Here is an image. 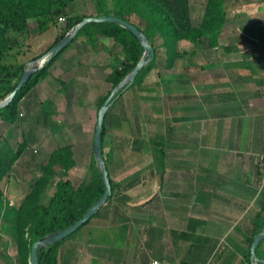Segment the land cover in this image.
Returning <instances> with one entry per match:
<instances>
[{
	"label": "crops",
	"instance_id": "1",
	"mask_svg": "<svg viewBox=\"0 0 264 264\" xmlns=\"http://www.w3.org/2000/svg\"><path fill=\"white\" fill-rule=\"evenodd\" d=\"M260 31L264 33V29ZM220 45L210 48L181 41L177 57L172 58V67L158 66L136 88L140 91L154 90L158 95L164 91V86L168 91L166 97L169 100L163 101L162 119L158 120L161 125L153 135L163 139L164 151L167 156L166 151L169 150L170 158L158 160L155 157V163L150 164L156 174L153 191L137 195L127 193L130 199H144L141 205L154 215L153 236L148 239L149 236L142 233L139 249L146 256L145 242L148 241L155 247L151 251V259L165 264L178 262L174 254L177 248H185L184 257L188 263L248 264L249 242L260 228L259 214L264 216V179L260 166V158L264 156V47L228 46L221 42ZM63 60L62 56L51 68L48 77L23 98L19 106L22 117L18 122L10 124L0 118V148L5 144L3 140H7L15 150L14 142L18 140V128L22 125L25 129L22 140L28 144L26 148L46 158L43 168L52 153L62 146L69 145L72 149L76 163L72 169L79 166V159L83 156L91 160L93 153L92 110L84 109L89 120L88 131L83 128V117L75 119V114L83 111L79 107L65 110V113L75 111L74 115L73 112L71 117L66 115V120L59 123L61 90L69 87V91H76L73 81L75 69L69 82L61 77L64 74ZM87 68L91 71L89 76H94V70L90 66ZM160 68L162 73L168 74H162ZM152 75L158 83L153 89L147 88ZM46 103H51L52 110L47 112L51 119L45 116L44 123L49 129L62 126L59 133L50 131L54 147L49 152L40 145L41 128L33 129L30 125ZM26 107L30 110L29 124L25 121ZM166 118H169L168 122ZM83 131L85 140L82 139ZM10 133L14 140L10 139L11 136L8 138ZM58 136L67 141L55 143ZM79 136L83 143L78 142ZM125 137L122 146L119 140H112L110 149L113 153L125 146ZM85 141L86 145L81 148L79 144L84 145ZM133 144L134 141L129 145L130 149H134ZM146 146L151 147L144 145L141 150ZM195 154L199 155V160H196L198 156ZM22 158L25 157L22 155L17 163ZM68 179L71 180L70 177ZM153 199L161 201L151 208ZM132 205H140V202H130L129 206ZM259 245L258 261L250 257L251 264H264V239ZM100 247L94 251V264H113L116 261L117 264H138L137 255L131 259L125 248H119L117 252L105 243H100Z\"/></svg>",
	"mask_w": 264,
	"mask_h": 264
},
{
	"label": "rangeland",
	"instance_id": "2",
	"mask_svg": "<svg viewBox=\"0 0 264 264\" xmlns=\"http://www.w3.org/2000/svg\"><path fill=\"white\" fill-rule=\"evenodd\" d=\"M63 1L66 2L64 6H62ZM206 4L207 0H190L191 14L195 25H198L201 22ZM17 6L15 11L19 12V6ZM104 7L106 10L112 9V1L105 0ZM58 9L62 10L64 13H61L59 15L60 17L53 20L51 15ZM99 13L100 9L94 0H52L51 4L43 5L30 17H26L25 21L21 20L22 18L18 16L14 18L15 15H4L1 30L4 31L2 41L3 44L6 42V49L3 53L2 60L0 61L2 64L10 65L25 64L26 68H28L31 64L35 65L44 59L48 54V48L53 44L56 35H54L52 31L45 32V35H42V29L39 24V16L41 14L49 21H40H45L46 25L54 28L55 31L57 30L59 36L62 34V29L69 17H97L99 16ZM227 13L228 23L223 30L220 41L223 45L230 46L234 44L242 47H264V33L260 31V29H264V0H227ZM129 20L132 24L141 29L145 27L143 20L137 15L130 16ZM72 30L65 37H68ZM256 31L257 34H253V32ZM160 45L161 44H157V46ZM206 45L207 44L205 43H200L198 46ZM90 46L91 45H88L85 42V38L82 37L75 43H71L63 54L64 60L62 62V70L64 74L61 75V77L64 78L65 82H69L70 78L73 76L72 70L75 69V80L73 81L75 82L74 88L76 91H69V87L64 89V91L61 90V105L59 103V108L62 109V112L59 123L61 124L66 120L64 117H71L72 112L74 115L75 111H68L65 113V110H73L79 107L83 111L82 113L79 112L75 114V119L79 120L83 117L82 122L83 125L85 124L83 128L88 131L89 120L84 113V109L86 111L92 110L91 119L93 123L91 124V130L93 128L95 135L98 112L104 103L103 100L114 91L112 85L107 81L108 76L112 72L111 66L112 64H116V61H114L115 58L123 57V53L118 44H115L113 40L105 37L99 38L97 47ZM37 49L39 52L44 53V56L38 60L32 61L37 55ZM46 58V62L44 63H47V60L50 57L48 56ZM143 58L144 54L142 56V59ZM88 66L91 67V70H94V76H89L91 71L88 70ZM160 72L162 73L161 68ZM154 74L156 75V73ZM162 74L168 73L163 72ZM154 79L155 76L152 75V81L147 84V88H155L158 83L154 81ZM14 85L15 80L13 79L10 86ZM69 86L73 87V85ZM165 88V86L162 88L164 91L160 93L161 95H158L159 93L157 94L154 90L140 91V89H136L126 91L119 104H117V106L110 112L109 133L107 135L104 152L105 159H108L110 164L112 179L116 183L125 184L137 174L140 175V181L138 184L129 189L125 194L131 193L137 195L141 192L154 190L155 178L152 180L150 179L151 168L149 167L150 164L155 163L153 149L146 146L143 150L138 152L134 149H130L129 145L133 141L139 142V144L142 142L147 143L148 140L151 139L153 133L155 134V130H159L161 123L158 120L162 119V111H164L162 107V105H164L163 101L165 102L166 100H169V98L166 97V92L168 91H166ZM0 94L2 96L0 102L4 101L9 96H3V93ZM162 94L165 95L164 98L162 97ZM51 110V103H46L43 108L39 110L41 114L37 115L33 122L30 123L33 129L35 128L38 130L41 128L42 136H40L42 142H40V145L48 152L54 147L53 142L50 140L51 135L49 134H51V132L57 133V131L59 133L60 129H62V126H54L49 129L48 125L44 123L45 116H47V118L50 117L49 120L51 119V116H49L50 114L47 113ZM25 114V121L29 124L30 110L27 107L25 109ZM21 117L22 115L19 116V120ZM166 121L168 122L169 118H166ZM42 122L43 125H39ZM24 132L25 129H23L21 125L18 128V140L14 142L15 150H18L19 145L22 144ZM81 134L84 136L82 139L85 140V132L83 131ZM124 136H126L125 146L113 153L110 149L112 146V140H119L120 145L122 146ZM9 137L10 139L13 137L11 133L8 138ZM12 139L14 140V138ZM82 139L81 136H79L78 142L80 143L82 141L83 143ZM62 140L63 143L67 141L65 138L61 139V136H58V139H55L54 141L57 143V141L62 142ZM1 141L2 138H0V142ZM79 145L83 148L86 145V141L84 142V145ZM68 146L69 145L66 147ZM44 152L45 151L42 149L41 153L43 156ZM166 152L168 153L166 157L170 158L169 150ZM93 154L94 153H92L91 160L90 157L85 158V156L80 158V161L78 162L79 166L75 169H71L66 177H64V174H62V171L60 170L55 176H52V181L48 186L49 189L45 192L43 201L45 205L50 202L51 196L55 191V184L60 180H67L68 177H70L75 188L82 185L84 186L90 182L95 171L93 170V162H91ZM195 156H198L196 160H199V155L195 154ZM23 157L25 158H22L16 166H13L8 180H2L1 188L3 192L0 193V203L1 201L6 202V200H8L11 205L19 207L26 197L30 195L38 180L44 175V170L42 168L44 166L43 160L46 158L41 157L40 154H35L33 149L29 151L27 148ZM95 165L101 170V166L96 159ZM197 167L198 166L196 165L195 169ZM157 200L158 199L152 200L153 204L150 206L151 208L155 207L156 204L161 201ZM164 201L167 202V200ZM5 202H2L3 208L0 211V264H21L18 254V245L11 235V220L8 212L9 209L5 206ZM130 202L131 204H139L140 202V205L126 206L121 204L118 205L116 202H107L104 207L99 210V216L96 217L91 224L78 230V232L72 237L63 240L60 249L59 264H94V251L101 248L100 243H105L110 247H113L117 252L121 248H125V250L130 253L131 259L134 255H137L136 259L138 260V264H150L152 260V256L150 255H153L151 251H153L155 247L146 241L145 246L147 255L144 256L141 249H139V239L143 237L142 233H145L147 237L149 236L148 239L151 237L152 232L155 229V224H153L154 215L152 216L151 213L147 211L148 209L146 210L145 207H143L145 205H141V202H145L144 199L138 200L135 198L131 199ZM144 220L146 223H144ZM24 233L25 237H29V230H26ZM173 241L175 242V240ZM184 250L185 248L176 249L174 254L176 255V259H178V262L172 264L203 263L186 262L188 259L184 257ZM119 253L122 254V251H119ZM198 259L201 260L202 258ZM113 264H117V261ZM248 264H250V262H248Z\"/></svg>",
	"mask_w": 264,
	"mask_h": 264
},
{
	"label": "trees",
	"instance_id": "3",
	"mask_svg": "<svg viewBox=\"0 0 264 264\" xmlns=\"http://www.w3.org/2000/svg\"><path fill=\"white\" fill-rule=\"evenodd\" d=\"M94 1L100 9L99 16H115L129 23H131L129 20L130 16H139L143 20L145 27L143 29L140 27L138 28L148 37L149 42L155 51L154 59L144 66L134 82L132 84L128 83L122 87L113 98V103L105 117L103 136V155L105 157L104 146L106 137L109 133L110 112L117 104H119L126 91L139 88L143 84L147 75L158 66L161 67L163 64L165 68L170 69L172 67V58H176L178 55L177 49L181 41L186 40L194 45L205 43L207 44L206 46L210 48L220 47L219 40L228 23V13L227 0H207L202 20L198 25H195L192 19L190 0H111L112 9L110 10L105 9V0ZM51 3L52 0H0V60H2L3 53L6 49V42L3 44L2 41L4 31L1 30L4 15H15L14 18L18 16L22 18L21 20L25 21L26 17H30L33 13L37 12L40 7ZM17 4L19 6V12L15 11ZM65 4L66 2L63 1L62 6ZM61 13L64 12L58 9L51 15L52 19H57L60 17L59 15ZM39 18L42 35H45V32L48 31H52L54 35H56L53 44L48 48V51H50L86 17H69L62 29V34L59 36L57 30L55 31L54 28L46 25L45 21L49 20L45 18L44 15L41 14ZM40 20L45 21L42 22ZM82 37L85 38V42L88 45H91L90 47H97L99 38L101 37L111 39L115 44H118L121 47L123 57H117L114 59L116 64H112V72L107 79L112 85L113 90H115L136 68L144 54V48L139 40L130 31L117 24H88L77 33V36L72 43H75ZM157 44L161 45L157 46ZM68 47L55 57L51 56L47 60V63H45V65L32 76L29 82L16 95L13 102L9 106L0 110V118L2 121L10 124L18 122L21 101L42 80L48 77L51 68L63 56ZM43 56L44 53L39 52L37 49V55L32 61L38 60ZM25 69V64L10 65L2 64L0 61V93H3V96L10 95L13 92ZM13 79L15 80V85L10 86ZM109 96L104 98V103ZM0 98H2L1 94ZM4 142L6 143L0 148V193L3 192L1 188L2 180H8L12 167L18 162L28 146L27 141L24 140L16 151L8 145L7 140ZM144 145L153 147L152 149H154L156 159L160 160L166 157L163 139L159 138V136L152 135L147 143L142 142L139 144V142H134L133 147L134 150L139 152ZM105 161L108 167L107 169L113 191L108 203L116 202L118 205H129L131 199L125 193L138 184L140 175L137 174L125 184L116 183L111 177L108 159H105ZM91 162H93V170L95 171L89 183L75 188L71 180H60L55 184V191L51 196L50 202L45 205L43 197L52 181V176H55L60 170L62 171V174H64V177H66L68 172L76 165L73 160L71 147L59 148L52 153L48 164L43 168L44 175L38 180L30 195L26 197L19 207L11 205L8 200H6V202L1 201L0 211L3 208L2 202H5V206L9 209L8 212L11 220L10 231L13 239L18 245V254L21 264H30L31 249L36 241L43 240L52 234L73 225L103 196L105 193V184L101 170L95 165L94 154ZM150 171V179L152 180L156 177V174L153 167H151ZM99 214L100 211L79 230L83 229L88 224H91ZM259 225L260 228H262H259L250 239V248L254 237L264 230V216L261 213L259 214ZM26 230H29V237L24 236ZM62 242L63 240L41 250L39 253L40 264H59ZM260 247L261 245L257 248L258 258ZM250 257L251 254L249 252L248 260L251 264Z\"/></svg>",
	"mask_w": 264,
	"mask_h": 264
},
{
	"label": "water",
	"instance_id": "4",
	"mask_svg": "<svg viewBox=\"0 0 264 264\" xmlns=\"http://www.w3.org/2000/svg\"><path fill=\"white\" fill-rule=\"evenodd\" d=\"M91 23H112L117 24L128 31H130L142 44L144 48V58L139 62L136 68L122 81V83L111 93V95L107 98L105 103L101 106L98 112V118L96 123L95 135H94V142H93V153L96 161L101 166V171L103 175V180L105 184V193L103 196L86 212V214L76 221L70 227L61 230L57 233L52 234L51 236L36 241L31 249V256H30V264H40L39 262V253L41 250L46 248L47 246L53 245L62 241L69 236L78 232L80 228H82L85 224H87L91 219H93L99 212L101 208L108 202L111 198L113 191L112 185L109 177V172L107 169L105 157L103 155V136H104V125H105V117L110 109L113 98L115 93L119 91L122 87L126 84H132L139 74V72L149 64L155 57V51L153 46L150 44L148 37L135 25L122 20L115 16H98V17H87L84 18L75 28H73L71 34L68 37H65L58 45L52 48L48 54L44 57L43 60L39 61L37 64H31L30 67L26 68L18 82L17 86L13 90V92L2 102H0V110L4 109L5 107L9 106L13 100L15 99L16 95L22 90V88L29 82L32 76L42 68V64L46 62V57H55L59 53H61L64 49H66L77 36V33L86 25ZM116 91V92H115ZM264 239V230L257 235L252 243L250 252L252 260L257 262V248L260 242ZM253 264H256V263Z\"/></svg>",
	"mask_w": 264,
	"mask_h": 264
},
{
	"label": "built area",
	"instance_id": "5",
	"mask_svg": "<svg viewBox=\"0 0 264 264\" xmlns=\"http://www.w3.org/2000/svg\"><path fill=\"white\" fill-rule=\"evenodd\" d=\"M44 64H45V63H44ZM44 64H43V65H44ZM43 65H42V67H43ZM260 166H261V168H262V177H263V179H264V156H262V157L260 158ZM150 264H165V263L162 262V261H160V260H158V259H154V260L151 261Z\"/></svg>",
	"mask_w": 264,
	"mask_h": 264
}]
</instances>
